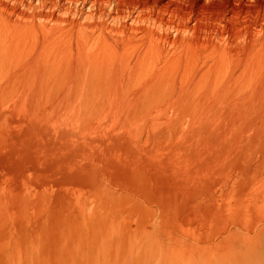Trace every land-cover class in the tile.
Instances as JSON below:
<instances>
[{"label": "rangeland", "instance_id": "rangeland-1", "mask_svg": "<svg viewBox=\"0 0 264 264\" xmlns=\"http://www.w3.org/2000/svg\"><path fill=\"white\" fill-rule=\"evenodd\" d=\"M4 1L19 12L41 5ZM182 8L228 26L225 39L244 53L223 63L233 75L202 46L201 61L197 50L166 69L147 46L145 69L137 50L73 47L62 32L42 37L0 19V264H264V0Z\"/></svg>", "mask_w": 264, "mask_h": 264}, {"label": "bare ground", "instance_id": "bare-ground-1", "mask_svg": "<svg viewBox=\"0 0 264 264\" xmlns=\"http://www.w3.org/2000/svg\"><path fill=\"white\" fill-rule=\"evenodd\" d=\"M41 2V5L37 8H34L33 10H31V6H27L25 5V7H27V10L28 11H17L14 7H11L9 4H6L4 0H0V19L2 18V20H4V23L6 25H9L10 27L12 26H22V29L25 27L27 28V30L29 29V31H26L30 33V29L34 30L35 28H37L36 31L37 33H40L43 36H46L48 37V35H52L51 33H55V32H62L60 34H64L62 37H60L59 33L57 34L58 37L62 39H66L64 41H67V42H70V45H82L84 44V46L89 45L91 44V46H95V45H98V46H101V47H98L100 49H103V48H107L108 50H110L111 53H114L115 56L116 54H120V52H124L125 50V53H126V50L128 51V48H131V51L129 49L130 52H132V50L134 49V51H143L144 50V53H145V48L148 46L150 47V50L149 51V56L151 55L152 53V56H154V58L152 57V59H155V61H157V66L156 67H160V65H162L163 67H165V69L167 68V66H171L172 63H176V61H180L181 59L183 60V58L185 59V57H189L191 55H193L194 53L193 52H196L198 50L199 54V57L196 59H194V63L196 62V60H200V53L202 52L201 49L199 50V47L202 46L204 48V51L205 52H210L208 54V58L207 60L208 61H211L213 62L212 65L216 64L218 67H221L222 68L224 66V64H226V61H232L233 59L232 58H235V55L234 53H237V51H235L236 49H233L232 46H231V42L230 40H226L225 38H227L226 36H228L229 34V31H228V26L225 24H222L221 22H218L217 24H210V23H207L205 22V19L202 17L201 14L199 13H187L186 11L183 10L182 8V4L185 2V0H173L167 4H161L160 2H157L153 5H147L146 4H143V5H138V4H134L133 2H131L130 0H38ZM23 2V1H22ZM67 7H66V6ZM89 6L88 7V10L85 9L86 6ZM78 6H81L82 8L79 10ZM24 10V9H23ZM19 12V13H18ZM96 16H98L100 19H103L101 21H99L98 19H95ZM97 17V18H98ZM193 23L195 22L194 25H191L190 22ZM207 21V20H206ZM2 22L0 21V24ZM5 24L3 26H5ZM18 24V25H17ZM2 25V24H1ZM1 26V27H3ZM8 26L4 27L7 29ZM238 28V27H237ZM1 29V28H0ZM5 29L4 30H1V31H4V33L6 32L7 34L8 31H10L9 27H8V31ZM15 29V27H14ZM21 29V30H22ZM13 30V28H12ZM19 30V29H17ZM230 30V29H229ZM14 31V30H13ZM20 31V30H19ZM55 31V32H53ZM174 32L175 34L172 35L171 32ZM237 31V30H236ZM239 31V29H238ZM12 32V31H10ZM15 32V31H14ZM12 33L15 35V33ZM201 32H204L205 34L201 33ZM209 32H211L210 34H208ZM2 33V32H1ZM22 34V32H19ZM171 33V34H170ZM239 33V32H238ZM6 34V35H7ZM11 34V33H10ZM18 34V33H17ZM20 34V35H21ZM33 34V33H32ZM34 34H36L34 32ZM96 34H98L99 36H95ZM191 34V36L189 35ZM206 35L207 34V39H205L203 42H202V38L204 37L203 35ZM30 35V34H29ZM40 35V36H41ZM54 35V34H53ZM52 35V36H53ZM189 35V37H188ZM238 35V34H237ZM5 36V35H4ZM9 36V35H8ZM11 36V35H10ZM13 36V35H12ZM23 36V35H21ZM28 36V35H27ZM26 36V37H27ZM39 36V35H38ZM56 36V33L55 35ZM203 36V37H202ZM209 36V37H208ZM19 37V36H18ZM25 37V35H24ZM24 37H22L24 39ZM31 37V35L29 36ZM37 37V36H36ZM50 37V36H49ZM57 36L55 38H58ZM214 37V38H213ZM4 38V37H3ZM7 38V37H6ZM20 38V37H19ZM32 38V37H31ZM40 38V37H39ZM59 38V39H60ZM95 38V39H94ZM14 39V38H13ZM28 39V38H27ZM30 39V38H29ZM38 39V37H37ZM41 39V38H40ZM44 39V38H43ZM50 39V38H48ZM58 39V40H59ZM202 39V40H201ZM9 40V39H8ZM15 40V39H14ZM13 40V41H14ZM32 42L33 40L30 39ZM35 40V39H34ZM52 40V39H50ZM54 40V38H53ZM240 40V39H238ZM21 41V39H20ZM19 41V43H20ZM26 41V40H24ZM30 41V42H31ZM36 41V40H35ZM56 41V40H55ZM54 41V42H55ZM15 42V41H14ZM40 42V41H39ZM46 42V41H45ZM60 42V41H59ZM59 42H55L56 45L59 43ZM63 42V41H62ZM67 42L65 44H67ZM93 42V44H92ZM17 43V42H16ZM49 43V42H48ZM54 43V44H55ZM63 43V44H64ZM46 44V43H45ZM50 44V43H49ZM52 44V45H54ZM69 44V43H68ZM26 45V44H24ZM42 45V44H40ZM44 45V44H43ZM48 45V44H47ZM55 47H59L60 44H58L59 46H56ZM70 45H64V46H67L69 48ZM233 45V44H232ZM29 46V45H28ZM38 46V45H37ZM63 46V45H62ZM60 46V47H62ZM63 46V48H64ZM85 46V47H86ZM239 46V45H238ZM43 47V46H42ZM46 47V46H45ZM54 47V46H53ZM54 47V49H56ZM73 47H70V48H73ZM24 48V47H23ZM32 48V47H30ZM66 48V47H65ZM68 49L69 51L71 49ZM80 49V51L82 50L81 47H77ZM42 49V48H41ZM53 49V48H52ZM53 49V50H54ZM60 48H58L57 50H59ZM86 51L87 48H85ZM91 49V47H90ZM95 49V48H94ZM104 49V50H105ZM149 49V48H148ZM239 49V48H238ZM36 50V48H35ZM40 50V49H39ZM57 50H55L57 52ZM62 50V49H60ZM67 50V49H66ZM76 50V49H75ZM78 50V49H77ZM93 50V48H92ZM103 50V51H104ZM30 51V50H29ZM34 52V49L32 50ZM31 51V52H32ZM46 51V50H45ZM44 51V52H45ZM49 51V50H48ZM63 51V50H62ZM83 51V50H82ZM81 51V53H82ZM103 51H100L99 55L101 54V52L103 53ZM106 51V50H105ZM148 51H146L147 53H145L144 55H147L148 54ZM151 51V52H150ZM203 51V52H204ZM27 52V51H26ZM32 52V53H33ZM50 52V51H49ZM54 52V51H52ZM61 52V51H60ZM59 52V53H60ZM65 52V51H64ZM71 52L73 53V51L71 50ZM75 52V51H74ZM77 52V51H76ZM98 52L97 49L95 50V53ZM138 52V53H139ZM197 52V53H198ZM29 53V52H28ZM71 53V54H72ZM90 53V52H89ZM93 53V52H92ZM109 54V52H105V54H102V55H106V54ZM110 53V54H111ZM134 53V52H133ZM189 53H193V54H189ZM240 53V54H239ZM24 54V52H23ZM44 55V53H42ZM75 54V53H73ZM73 54L71 57H73ZM83 54H84V51H83ZM81 54V55H83ZM107 54V55H108ZM124 54V53H122ZM121 54V55H122ZM129 54V53H128ZM131 54V53H130ZM141 54V52H140ZM143 54V53H142ZM141 54V56H142ZM190 55V56H187V55ZM243 55L241 54V51H238L237 55ZM30 55V54H29ZM39 55V54H38ZM41 55V54H40ZM51 55V54H50ZM53 55V54H52ZM55 55V54H54ZM77 55V58L81 59L82 56H79L78 54ZM88 55V54H87ZM86 55V56H87ZM90 55V54H89ZM98 55V54H97ZM126 55V54H125ZM135 55V54H134ZM139 55V54H138ZM142 56L144 57V61L143 64L146 62H148L147 60H145V56ZM195 55V54H194ZM193 55V56H194ZM204 55H207V54H204ZM236 55V56H237ZM32 56V55H30ZM59 56V55H58ZM70 55H68L69 57ZM79 56V57H78ZM101 56V55H100ZM99 56V57H100ZM120 55H118L119 57ZM129 56V55H127ZM132 56V54H131ZM147 55V57H149ZM203 56V55H202ZM25 57V56H24ZM84 57V56H83ZM96 57V55L94 56ZM99 57H97L99 59ZM107 57V56H106ZM103 56V58H105L106 60L109 59V57H111V55H109L107 58ZM140 57V56H139ZM138 57V58H139ZM142 57H140L142 59ZM192 57V56H191ZM197 57V56H196ZM32 58V57H31ZM43 58V56H42ZM41 58V60H42ZM52 58V57H51ZM55 58V57H54ZM74 58V57H73ZM76 58V56H75ZM101 58V57H100ZM116 58V57H115ZM114 58V60H115ZM193 58V57H192ZM191 58V59H192ZM201 58H205V57H201ZM40 59V58H39ZM59 59V58H58ZM64 59V58H63ZM85 60V58H82ZM97 59V61H99ZM105 59H102V60H105ZM119 59V58H118ZM120 59H121V56H120ZM127 59V57H126ZM126 59L124 58V60L126 61ZM129 59V58H128ZM133 58H131L130 60L128 61H132ZM151 59V60H152ZM232 59V60H230ZM237 59V57L234 59V61ZM246 59V58H245ZM27 60V59H26ZM77 60V59H76ZM135 60V59H134ZM139 60V59H138ZM206 60V59H204ZM206 60V61H207ZM238 60V59H237ZM241 60V59H240ZM31 61V60H30ZM51 61H55V60H51ZM49 60V62H51ZM58 61V60H57ZM60 61V60H59ZM83 61V60H81ZM85 61H89L88 58L85 60ZM96 61V62H97ZM120 62H123L122 60H118ZM124 61V62H125ZM127 61V62H128ZM140 61V60H139ZM153 61V60H152ZM186 61V60H184ZM183 61V62H184ZM201 61V60H200ZM207 61V62H208ZM244 61V59H243ZM28 62V61H27ZM56 62V61H55ZM63 62V61H62ZM65 62V61H64ZM70 63V60L67 62L66 61V64H72L73 66L74 65V61L72 60ZM79 63V61H77ZM76 62V63H77ZM105 62V61H104ZM127 62L126 63V66H129V63L127 65ZM189 62V60H187V63ZM221 62V63H220ZM236 62V61H235ZM42 63V62H41ZM60 63V62H59ZM77 63L78 67H79V64ZM82 64V62H80ZM86 63V62H85ZM89 63V62H88ZM102 64H104L103 62H101ZM108 62L106 61L105 64H107ZM110 63L113 64V62H111L110 60ZM109 63V64H110ZM114 63H116V61H114ZM124 63V64H125ZM136 63V62H135ZM156 63V62H155ZM186 63V64H187ZM190 63V62H189ZM198 63V62H197ZM220 63V64H219ZM224 63V64H223ZM234 63V62H232ZM37 64V63H36ZM49 64V63H48ZM62 64V63H61ZM66 64H63V66ZM95 64V63H94ZM104 64V65H105ZM108 64V66L110 67V65ZM118 64V62L116 63ZM115 64V65H116ZM140 64V63H139ZM138 64V65H139ZM142 64V65H143ZM144 64V65H145ZM148 64H151V63H147L146 65L148 66ZM159 64V65H158ZM179 64V63H178ZM199 64V63H198ZM204 64H205V61H204ZM230 64V63H228ZM236 64V63H235ZM243 64V63H242ZM50 65V64H49ZM58 65V63H57ZM76 65V67H77ZM100 65V64H99ZM103 65V66H104ZM113 64V66H115ZM120 65V64H119ZM133 65V63L131 64ZM130 65V66H131ZM136 65V64H135ZM138 65H136L135 67H137ZM145 65V69H146V66ZM156 65V64H155ZM174 65V64H173ZM184 65V64H183ZM188 65V64H187ZM193 63H191V68H196L194 65L192 67ZM201 66L203 65V62L202 64H200ZM221 65V66H219ZM241 65V62L237 61V66H235L237 69H239V66ZM246 65V64H245ZM71 66V65H70ZM82 68L83 66L80 65ZM101 66V65H100ZM99 66L100 70H101V67ZM107 67V65H105ZM121 66V65H120ZM119 66V67H120ZM129 66V67H130ZM140 66V65H139ZM168 66V67H169ZM177 66V65H176ZM211 66V65H210ZM227 66V65H226ZM230 65L227 66V68L229 67ZM234 65L231 64V67L233 68ZM244 66V65H243ZM104 67V68H106ZM107 67V68H109ZM133 67V66H132ZM151 66L149 65V68ZM158 67V68H159ZM189 67V65L187 67H185L186 69ZM199 67V65L197 66ZM230 67V68H231ZM242 67V66H241ZM240 67V68H241ZM252 67V66H251ZM63 68V67H62ZM66 68V67H64ZM111 68V67H110ZM140 68V67H139ZM144 67H141L140 69H142ZM152 68V67H151ZM150 68V69H151ZM178 68V67H177ZM190 68V67H189ZM188 68V69H189ZM190 68V69H191ZM205 66L204 69L205 70ZM224 68H223V71L222 69H218L219 72L222 71V74H227L228 75V72L227 73H224ZM243 68H246V67H243ZM70 69V67H69ZM85 69V67L83 68ZM82 69V70H83ZM114 69V68H113ZM120 69H123V67H121ZM129 68H127L128 70ZM136 69V68H135ZM144 69V70H145ZM157 69V68H156ZM173 69V68H172ZM199 69V68H198ZM213 69V67H212ZM211 69V71H212ZM214 69H216L214 67ZM235 69V70H237ZM68 70V68H67ZM73 70V69H72ZM86 70V69H85ZM83 70V71H85ZM98 70V69H97ZM118 71V69H116ZM115 70V72H116ZM133 70V69H132ZM143 70V69H142ZM141 70V71H142ZM154 70V69H153ZM157 70H160V69H157ZM164 70V69H163ZM163 70H161L160 72H162ZM168 70V69H167ZM170 70V69H169ZM209 70V69H208ZM216 70V72L218 71ZM230 70V69H229ZM228 70V71H229ZM234 70V68L232 69ZM231 70V71H232ZM234 72L236 73L237 71ZM240 70V69H239ZM69 71V70H68ZM80 71V70H79ZM125 71V69H124ZM129 72H131V68L128 70ZM134 71V70H133ZM147 71V70H146ZM156 71V70H155ZM154 71V72H155ZM166 71V70H165ZM188 71V70H187ZM195 71V70H194ZM112 72V71H111ZM119 72V71H118ZM158 72V71H157ZM205 72V71H204ZM215 72V71H214ZM230 72V71H229ZM233 72V73H234ZM242 72V70H241ZM68 73V72H67ZM127 73V71L125 72V74ZM159 73V72H158ZM169 73V72H168ZM174 73V72H173ZM197 73V72H196ZM200 73V71H199ZM76 74V73H75ZM79 74V72L77 73ZM117 74V73H116ZM141 74V73H140ZM186 74V73H185ZM204 74V73H203ZM213 74V72H212ZM217 74L219 75V73L217 72ZM232 73L230 72V75ZM239 74V73H238ZM247 74V73H246ZM119 75V74H117ZM228 75V76H230ZM233 75V74H232ZM237 75V74H235ZM121 76V75H120ZM119 76V77H120ZM127 76V75H126ZM136 76V75H135ZM143 76V75H142ZM163 76V75H162ZM167 76V75H166ZM203 76V75H202ZM213 76V75H212ZM223 76V77H224ZM67 77V76H66ZM117 77V76H115ZM125 77V76H124ZM188 77V76H187ZM198 77V76H197ZM204 77V76H203ZM219 77V76H218ZM232 77V76H231ZM7 78V77H6ZM5 78V79H6ZM11 78V77H10ZM8 77V79H10ZM81 78V77H80ZM94 78V77H93ZM135 78V77H134ZM150 78V77H149ZM199 78V77H198ZM73 79V78H72ZM87 79V78H86ZM89 79V78H88ZM116 79V78H114ZM190 79V77H189ZM196 79V77H195ZM194 78L192 80H195ZM204 79V78H203ZM220 79H221V76H220ZM227 79V78H226ZM226 79H223V81ZM231 79V78H230ZM237 79V78H236ZM244 79V78H243ZM77 80V79H76ZM94 80V79H93ZM118 80V78H117ZM126 80V78H125ZM124 80V81H125ZM140 80V79H139ZM170 80V79H169ZM191 80V81H192ZM199 80V79H198ZM219 80V78H218ZM229 80V79H228ZM1 81V80H0ZM4 81V79H3ZM7 81V80H6ZM9 81V80H8ZM11 81H13L11 79ZM123 81V82H124ZM197 81V79H196ZM231 81V80H230ZM239 81V80H238ZM2 82V81H1ZM62 82V81H61ZM82 82V80L80 81ZM87 82V81H86ZM90 82V81H88ZM102 82V81H101ZM109 80L105 83V84H110L108 83ZM117 82V81H116ZM126 82V81H125ZM195 82V81H194ZM193 82V83H194ZM5 83V82H4ZM115 83V82H114ZM145 83V82H144ZM190 83V82H189ZM240 83V82H239ZM2 84V83H0ZM7 84H10V81L9 83L7 82ZM82 84V83H81ZM103 84V83H102ZM113 84V83H111ZM116 84V83H115ZM166 84V83H165ZM188 84V83H187ZM84 85V84H82ZM81 85V86H82ZM123 85V84H122ZM121 85V86H122ZM193 85V84H192ZM207 85V84H206ZM217 85V83H216ZM222 85V84H221ZM238 85V84H237ZM9 86V85H8ZM15 86V85H14ZM111 86V85H110ZM115 86V85H114ZM120 86V85H119ZM129 86V85H128ZM159 86H160V83H159ZM229 86V85H228ZM1 87V85H0ZM3 88H5V85L3 86ZM1 87V89H3ZM10 87V86H9ZM102 87V85H101ZM156 87V86H155ZM192 87V86H191ZM224 87V85H223ZM222 87V88H223ZM91 88V86H90ZM103 88V87H102ZM110 88V87H109ZM120 88V87H119ZM125 88V87H124ZM130 88V87H129ZM213 88V87H212ZM227 88V87H226ZM226 88L224 90H226ZM230 88V87H229ZM236 88V87H235ZM234 88V89H235ZM6 89V88H5ZM116 89V88H115ZM135 89V88H134ZM233 89V90H234ZM106 90V89H105ZM114 90V89H113ZM136 90V89H135ZM138 90V89H137ZM136 90V91H137ZM144 90V89H143ZM205 90V89H204ZM203 90V91H204ZM219 90V89H218ZM156 91V90H155ZM202 91V93H203ZM222 91V90H221ZM142 92V91H141ZM154 92V91H153ZM171 92V91H170ZM220 92V91H219ZM249 92V91H248ZM82 93V92H81ZM119 93V91H118ZM121 93V92H120ZM140 93V92H139ZM138 93V94H139ZM97 94V93H96ZM95 94V95H96ZM113 94V93H112ZM129 94V93H128ZM225 94V93H224ZM230 94V93H229ZM117 95V94H116ZM174 95V94H173ZM99 96V95H97ZM106 96V95H105ZM104 96V98H105ZM120 96V95H119ZM129 96V95H128ZM215 96V95H214ZM224 96V95H223ZM228 96V95H227ZM79 97V95H78ZM81 97V96H80ZM79 97V98H80ZM102 97V96H101ZM127 97V96H126ZM138 97V96H137ZM173 97V96H171ZM235 97V96H234ZM97 98V97H96ZM112 98V97H111ZM117 98V97H116ZM124 98V96H123ZM214 98V97H213ZM228 98V97H227ZM232 98V97H231ZM92 99V98H91ZM100 99V97H99ZM103 99V98H102ZM101 99V100H102ZM130 99V98H129ZM166 99V98H164ZM181 99V98H180ZM224 99V97H223ZM230 99V98H228ZM237 99V98H236ZM87 100V99H86ZM168 100V99H167ZM166 100V101H167ZM238 100V99H237ZM105 101V100H104ZM116 101V100H115ZM212 101V100H211ZM217 101V100H216ZM223 101V100H222ZM236 101V100H235ZM241 101V100H240ZM103 102V101H102ZM119 102V101H118ZM178 102V101H177ZM195 102V101H194ZM226 102V101H225ZM89 103V102H88ZM98 103V102H97ZM129 103V102H128ZM199 103V101H198ZM235 103V102H234ZM190 104V103H189ZM56 105V104H55ZM188 105V104H187ZM191 105H193V103H191ZM237 105V104H236ZM117 106V105H116ZM149 106V105H148ZM197 106V105H196ZM200 106V105H199ZM122 106H120L121 108ZM124 107V106H123ZM144 107V106H143ZM179 107V105H178ZM219 107V106H218ZM243 107V106H242ZM165 108V107H164ZM175 108V107H174ZM186 108V107H185ZM188 108V107H187ZM186 108V109H187ZM192 108V107H190ZM196 108H199V107H196ZM221 108V107H220ZM124 109V108H123ZM189 109V108H188ZM127 110V109H126ZM210 110V109H209ZM120 111V109H119ZM139 111V110H138ZM146 111V110H145ZM149 111V110H147ZM171 111V110H169ZM221 111V110H220ZM113 112H115L113 110ZM112 112V113H113ZM144 112V111H143ZM200 112V111H199ZM198 112V113H199ZM109 113V112H108ZM145 113V112H144ZM148 113V112H147ZM156 113V112H155ZM170 113V112H169ZM183 113V112H182ZM194 113V112H193ZM119 114V113H118ZM143 114V113H142ZM149 114V113H148ZM168 114V113H166ZM98 115V114H97ZM107 115V113L105 114ZM110 115V114H108ZM170 115V114H169ZM212 115V114H211ZM236 115V114H235ZM45 116V115H44ZM79 116V115H78ZM100 116V115H98ZM180 116V115H179ZM94 117V116H93ZM97 117V116H96ZM101 117V116H100ZM211 117V116H210ZM240 117V116H239ZM74 118V117H73ZM99 118V117H97ZM108 118V117H107ZM118 118V117H117ZM122 118V117H121ZM144 118V117H143ZM177 119V117H175V120ZM203 119V118H202ZM75 120V119H74ZM182 120H184L182 118ZM123 121V120H122ZM185 121V120H184ZM199 121V120H198ZM205 121V120H203ZM211 121V120H210ZM79 122V121H78ZM146 122V121H145ZM179 123V122H178ZM210 123V122H209ZM144 124V123H143ZM200 124V123H199ZM198 125V124H197ZM192 126V125H191ZM143 129V127H142ZM195 129V128H194ZM146 130V129H145ZM147 131V130H146ZM178 131V130H177ZM149 132V131H148ZM147 132V133H148ZM183 134V133H182ZM146 135H149L146 134ZM145 135V136H146ZM160 135V134H159ZM222 137V136H221ZM172 139V138H171ZM190 145V144H189ZM162 148V147H161ZM144 154V153H143ZM243 164V163H242ZM219 176V175H218ZM243 176V175H242ZM241 178V177H240ZM224 181H222L223 183ZM225 183V182H224ZM221 184V183H220ZM221 189V188H220ZM222 193V192H221ZM225 193V192H224Z\"/></svg>", "mask_w": 264, "mask_h": 264}]
</instances>
